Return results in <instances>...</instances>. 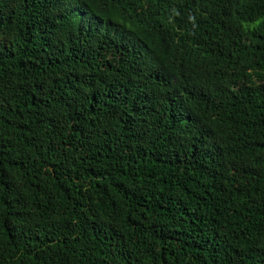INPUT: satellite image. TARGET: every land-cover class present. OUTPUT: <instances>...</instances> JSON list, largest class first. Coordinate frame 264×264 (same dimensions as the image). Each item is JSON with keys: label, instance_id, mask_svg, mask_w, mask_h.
<instances>
[{"label": "trees", "instance_id": "obj_1", "mask_svg": "<svg viewBox=\"0 0 264 264\" xmlns=\"http://www.w3.org/2000/svg\"><path fill=\"white\" fill-rule=\"evenodd\" d=\"M0 264H264V0H0Z\"/></svg>", "mask_w": 264, "mask_h": 264}]
</instances>
